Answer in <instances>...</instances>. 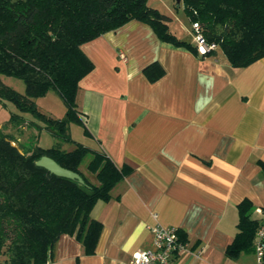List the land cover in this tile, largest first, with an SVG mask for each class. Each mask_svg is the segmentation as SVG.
<instances>
[{
  "label": "crops",
  "instance_id": "1",
  "mask_svg": "<svg viewBox=\"0 0 264 264\" xmlns=\"http://www.w3.org/2000/svg\"><path fill=\"white\" fill-rule=\"evenodd\" d=\"M81 49L93 68L76 94L88 130L76 122L77 142L131 170L91 210L102 223L95 252L84 254L73 235L62 234L47 264H127L133 252L153 246L156 223L187 239L188 250L173 264H260L254 250L231 259L225 248L236 233L237 204L247 198L254 209L264 207V57L233 67L220 49L201 56L161 41L138 20ZM155 61L164 74L151 82L143 68ZM56 94L40 99L54 102ZM53 111L46 114L61 117ZM20 114L24 122L8 121L0 131L28 147L38 129Z\"/></svg>",
  "mask_w": 264,
  "mask_h": 264
},
{
  "label": "trees",
  "instance_id": "2",
  "mask_svg": "<svg viewBox=\"0 0 264 264\" xmlns=\"http://www.w3.org/2000/svg\"><path fill=\"white\" fill-rule=\"evenodd\" d=\"M181 5L191 28L197 23L205 42L215 45L201 56L220 49L233 67L264 57V0H181ZM130 20L148 24L161 41L197 54L194 42L170 29L171 17L147 0H0V99L12 101L19 111L11 113L13 126L25 121L20 112H29L43 122L30 119L29 125L45 128L53 137L47 148L36 143L25 147L0 131V264H47L62 234L73 235L84 254L95 252L102 223L91 210L98 200L111 197V189L131 167H118L104 151L73 140L68 124L74 120L88 133L77 115L76 94L93 63L81 45ZM143 72L153 82L164 69L155 61ZM2 75L22 80L24 91L4 84ZM50 90L66 107L62 118L42 112L35 103ZM42 155L79 173L84 183L36 165ZM254 210L247 198L237 204L236 233L225 248L227 257L254 250L255 232L264 220L252 217Z\"/></svg>",
  "mask_w": 264,
  "mask_h": 264
},
{
  "label": "rangeland",
  "instance_id": "3",
  "mask_svg": "<svg viewBox=\"0 0 264 264\" xmlns=\"http://www.w3.org/2000/svg\"><path fill=\"white\" fill-rule=\"evenodd\" d=\"M147 3L150 6L155 7L159 11L168 14L172 17V20L170 22V28L173 32H175L177 36L183 39L190 38L192 36L190 22L183 10L182 5L180 4L181 2L176 3L175 0H147ZM1 80L4 84L10 86L11 88H13L18 92H23L24 90V83L19 78L2 75ZM53 95H55L54 92ZM40 97L42 96H39L37 97L38 99L35 98L36 100L35 99L34 100L36 101V105L42 106L44 113H47L48 110L53 108V110L55 111H53L54 113L52 114L60 113L62 114L60 118L65 116L66 107L62 102L61 98L58 96V94H56L57 99L54 102H52V100L49 98L40 99ZM46 101L50 102L51 104L45 103ZM15 109L17 110V107L12 101L8 99H4V100L0 99V129L1 130L7 128V122L9 121L12 111ZM64 109L65 111H63ZM25 113L28 117L32 116L31 113L29 112H25ZM32 118L35 119L34 116H32ZM35 120L36 122L43 123L40 119L36 118ZM77 129H81L80 126L74 120H71L68 124V133L71 136V138L75 141H77L75 137L77 134ZM36 132L37 133H35L30 140L26 141L28 142V145L35 144L37 141L36 138H38L39 136H40L39 142L41 145H46V144L50 145L51 143H53V137L51 136L50 132L47 129L45 128H43L42 130L38 129ZM65 146L71 147L72 145L66 143ZM87 161H88V157H85L83 162L81 163L82 170H86L85 165Z\"/></svg>",
  "mask_w": 264,
  "mask_h": 264
},
{
  "label": "built area",
  "instance_id": "4",
  "mask_svg": "<svg viewBox=\"0 0 264 264\" xmlns=\"http://www.w3.org/2000/svg\"><path fill=\"white\" fill-rule=\"evenodd\" d=\"M191 33L198 54H204L215 45L207 44L199 30L197 23H192ZM120 57L125 60V55L120 52ZM255 212L264 218V209L258 207ZM152 247L135 251L131 254L127 264H173L176 257L188 250L187 239L181 238L179 229L175 226L154 224L151 229ZM264 220L255 232L254 251L260 263L262 252H264Z\"/></svg>",
  "mask_w": 264,
  "mask_h": 264
},
{
  "label": "water",
  "instance_id": "5",
  "mask_svg": "<svg viewBox=\"0 0 264 264\" xmlns=\"http://www.w3.org/2000/svg\"><path fill=\"white\" fill-rule=\"evenodd\" d=\"M176 3H180L181 0H175ZM35 164L38 166H42L45 169H47L49 172L57 175V176H62V177H67L70 179H75L79 183H84L82 177L79 175V173L65 168L58 164L53 158L47 156V155H42L40 156L36 161Z\"/></svg>",
  "mask_w": 264,
  "mask_h": 264
}]
</instances>
